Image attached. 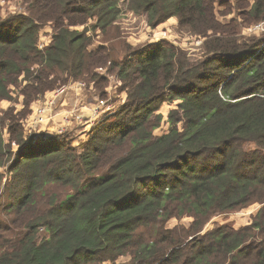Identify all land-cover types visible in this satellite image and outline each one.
<instances>
[{"label":"trees","instance_id":"obj_1","mask_svg":"<svg viewBox=\"0 0 264 264\" xmlns=\"http://www.w3.org/2000/svg\"><path fill=\"white\" fill-rule=\"evenodd\" d=\"M24 1L26 15L0 19V102L22 83L32 105L63 77L73 80L64 88L83 81L96 96L107 49L88 54L91 40L72 28L94 21L110 36L121 3L156 27L176 17L206 42L196 60L169 43L134 55L120 72V122L83 154L0 118V264H264V43L217 40L220 31L235 39L218 27L217 0ZM69 11L89 18H66ZM252 14L264 16V0ZM46 25L55 35L41 49ZM256 204L250 227H225L185 248L213 217ZM186 216L190 229L167 228Z\"/></svg>","mask_w":264,"mask_h":264},{"label":"rangeland","instance_id":"obj_2","mask_svg":"<svg viewBox=\"0 0 264 264\" xmlns=\"http://www.w3.org/2000/svg\"><path fill=\"white\" fill-rule=\"evenodd\" d=\"M255 0H217L215 4L214 16L220 30L226 32L230 31L235 39L231 36L219 33L215 39L220 41H227L232 43L238 39L240 42H250L257 40L258 43H264V16L256 17L252 14V6ZM83 5V4H82ZM26 2L24 0H0V19L3 21H11L14 18L26 15ZM122 13L115 23L114 33L105 37L99 30L94 29V21H89L86 25H79L72 28V30L86 33L87 37L91 40V45L87 47L88 54L98 51L101 48L107 49V55L103 57L102 64L96 67L98 78L93 81L97 84V95L99 99H104L110 107L105 109L102 118V123L96 125V129L90 134L91 130H86L84 127H77V124L72 123V112L64 107H55L49 105L51 99L64 98L68 95L70 90L74 92L83 91L86 82L81 81L79 85H72L65 88L61 93H57L67 86L72 79L66 80V84H60L57 91L46 93L43 97L39 98L32 105L28 104V98L24 95L23 91H28L26 84L21 83V88L18 90L12 88V99L10 101L0 102V112L5 126L7 124H17L21 128V133L26 137L35 135L40 131L47 130L46 132L51 136L57 135L61 137L69 145L67 153L83 154L89 145L94 141V138L99 136L101 129L110 125L120 122L118 115L123 110V106L127 100L126 83L120 77L121 68L126 64H130L131 60L135 63L134 55L144 49L155 46L159 43H169L177 48H180L193 60L202 57L205 39L193 36L190 33L183 31L179 27V22L176 17L169 21L162 23L159 26H153L148 22V14H136L128 12L127 6L121 3ZM66 18H75L76 21L89 18L79 11L70 12ZM86 22V21H85ZM55 35L52 25H46L41 30L40 46L41 49L49 46L52 42V37ZM216 40L209 43L212 45ZM136 64V63H135ZM129 76V79H132ZM23 78L20 79L22 81ZM69 85V84H68ZM92 85H94L92 83ZM57 96H59L57 98ZM50 100V101H49ZM53 103V102H52ZM47 107V113L43 117V122L38 121L39 110ZM74 109V108H73ZM61 115L62 122L69 120L71 124H65L68 128H54L53 119ZM57 118V117H56ZM75 120L81 123L79 117L75 116ZM56 120V119H55ZM69 129V130H67ZM6 139L9 134L5 132ZM88 145V146H87ZM253 146L248 147V150H253ZM105 173L101 174L104 175ZM262 206L256 204L250 208L244 209L239 212L220 214L213 217L202 229L193 237H190L186 243L185 248L190 249L189 246L198 244L199 241L205 236L212 234L214 231L223 229L225 227L234 231L246 227H250L254 216L258 215ZM193 218L183 217L181 219H172L168 223L169 229L176 227L190 229L192 227ZM194 229V228H193ZM253 243V239L249 240ZM259 241L256 242L258 244ZM131 260L127 257L120 259L116 264H130ZM105 264H111L106 262Z\"/></svg>","mask_w":264,"mask_h":264},{"label":"crops","instance_id":"obj_3","mask_svg":"<svg viewBox=\"0 0 264 264\" xmlns=\"http://www.w3.org/2000/svg\"><path fill=\"white\" fill-rule=\"evenodd\" d=\"M51 101L53 102L54 105V99H51ZM102 106L103 105H99V100L93 93H86V90L84 89L83 91L80 90L77 92L70 90L66 97L60 98L55 103L54 108L64 107L67 108L66 111L71 110L72 123L77 124L78 125L77 127H80L81 125V127H84L86 130H91L102 120L101 118V120L99 121L100 117L105 112V109ZM75 116L80 118L81 123L78 122V120L74 119ZM56 117L53 119V124L54 123L56 124L54 125V128L70 127L68 125H64V123L71 124L69 120L66 119V121L62 122L61 115L57 116V112H56Z\"/></svg>","mask_w":264,"mask_h":264},{"label":"built area","instance_id":"obj_4","mask_svg":"<svg viewBox=\"0 0 264 264\" xmlns=\"http://www.w3.org/2000/svg\"><path fill=\"white\" fill-rule=\"evenodd\" d=\"M65 88H62L58 93H57V95L59 94V93H61L63 90H64ZM57 97H59V96H57ZM53 103H52V101L49 103V105L48 106H50V105H52ZM103 106H104V102H102L101 103ZM106 106V105H105ZM47 107L46 108H41L40 110H39V115H38V121L39 122H43V117H44V115L48 112L47 110ZM105 109H110V107H106Z\"/></svg>","mask_w":264,"mask_h":264}]
</instances>
